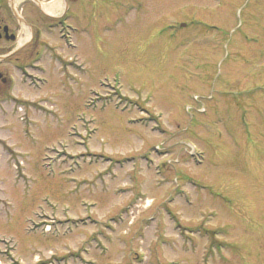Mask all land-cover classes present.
<instances>
[{
  "label": "rangeland",
  "instance_id": "obj_1",
  "mask_svg": "<svg viewBox=\"0 0 264 264\" xmlns=\"http://www.w3.org/2000/svg\"><path fill=\"white\" fill-rule=\"evenodd\" d=\"M69 3L0 98V264H264V0Z\"/></svg>",
  "mask_w": 264,
  "mask_h": 264
},
{
  "label": "flooded vegetation",
  "instance_id": "obj_2",
  "mask_svg": "<svg viewBox=\"0 0 264 264\" xmlns=\"http://www.w3.org/2000/svg\"><path fill=\"white\" fill-rule=\"evenodd\" d=\"M45 2L46 0H0V41H3L0 48L7 50V54H4L3 57L6 63L0 67V98L6 97L7 99V95L10 94L9 91L12 87L10 65L24 70L27 74L25 84L32 89H38L44 82L41 80L45 76L43 74L45 67L42 62L46 48L50 47L46 40L41 39L45 33L44 29L58 27L67 21V18L64 17L68 16L70 6L69 0H67L64 13L62 14L61 10L58 18L53 19V22H51L52 20L46 22L47 14L48 18L52 15L44 9ZM23 26L28 32L27 39L18 46L15 44ZM8 43H13V46ZM54 59L62 61L60 57L55 56ZM40 98H33L31 102L40 106L38 100Z\"/></svg>",
  "mask_w": 264,
  "mask_h": 264
},
{
  "label": "bare ground",
  "instance_id": "obj_3",
  "mask_svg": "<svg viewBox=\"0 0 264 264\" xmlns=\"http://www.w3.org/2000/svg\"><path fill=\"white\" fill-rule=\"evenodd\" d=\"M44 9L49 11L51 14H57L64 8V3L61 0L53 1L49 4H44Z\"/></svg>",
  "mask_w": 264,
  "mask_h": 264
}]
</instances>
